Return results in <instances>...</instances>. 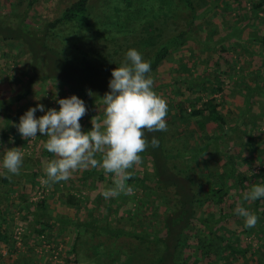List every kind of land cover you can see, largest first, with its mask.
<instances>
[{"label":"trees","instance_id":"obj_1","mask_svg":"<svg viewBox=\"0 0 264 264\" xmlns=\"http://www.w3.org/2000/svg\"><path fill=\"white\" fill-rule=\"evenodd\" d=\"M93 1L75 0L57 18L39 29L24 27L25 14L21 23L15 25L9 23L10 21L14 23L15 20L8 17L0 20V41L20 43L29 56V76L26 75L27 81L23 88L10 98L0 99V107L4 109L3 115L12 110L11 106L18 104L25 106L22 107L23 111L20 109L17 111L16 116L24 114L29 109L26 101L33 95L34 86L43 80L67 88L81 100L90 101L91 105L97 100H102L104 94L91 93L92 83L96 82L97 76L99 80L103 75L110 76L111 79L113 69L105 64H99L97 60H91L90 56L93 53L80 45L73 48L74 58H71L66 54L65 48L60 46L63 44L62 38L59 41L56 36L57 32H63V26L72 25L90 31ZM215 1L216 5L223 4L222 18L230 12L234 13L235 21L231 22V26L228 21L225 23L226 19L223 20L222 28L228 30L226 34L240 33L244 27L250 30L243 43L232 42L230 47L228 43H214L215 38L214 41L206 43L212 47L213 53L206 55L205 63H210L215 55L213 67L218 69L213 81L212 77L205 74L204 77L185 82V88L178 82L171 86L170 93L177 96L173 97L172 101L169 99L170 102L167 103L166 122L170 127L163 132L145 133L149 147L140 154L142 162L130 169L133 176L126 181L133 192L112 197L108 202L104 197L100 198L99 202L105 207L106 215L112 211L117 213L120 206L116 205L113 208V204L134 205L133 209L130 207L124 210L127 219L124 225L129 227H121L118 224L114 226L115 224L106 221L100 224L94 219L80 224V228H84L83 232L90 235L89 243L93 251L99 255L105 253L110 264H264V198L254 202L243 200V193L250 190L252 185H264V169L257 174H249L250 170L256 168L251 162L254 158L250 160L249 155L251 157L253 152L256 153L257 159H254L256 165H261L264 161V130L258 127L261 116H264V105H261L260 101L253 105L255 98L264 99V0H251L247 6L243 5V0ZM34 2L35 0L28 1V10ZM123 2L126 8L131 3L130 0ZM199 5V2L196 3L194 0H163L158 13H163L166 18L170 15L175 17L179 14L177 11H180L178 6H181L182 11H187L182 17L185 27L164 44L155 45L156 37L151 32L153 24L149 22L144 26V37L138 40L135 46H131L149 55L146 56V62H150L151 71L147 75L154 73L163 61H167L170 52L177 51L188 41L189 33L198 16ZM118 14L121 16V13ZM209 14L211 15V12ZM125 23L128 25V20L125 19ZM218 27L215 31H210L213 37L221 36L222 29L218 30ZM226 37L218 39L224 41ZM245 43L246 46L243 45ZM249 45H255V49L252 50ZM231 51L236 53L235 57ZM245 51L250 53L248 65L252 69L247 73V80H242V77L238 76L234 83L247 86L248 93L244 98L247 104L242 114L249 115L247 118L251 127L248 129L251 132L246 131L248 126L242 118L235 123L230 122L222 108L223 103L212 93H223L226 79L239 73L242 75L243 70L238 67L236 59ZM108 58L111 60L110 56ZM112 62L115 63L113 60ZM119 64L121 61L118 62V66ZM110 79L104 80L105 86L108 87ZM212 82L215 89L209 85ZM164 87L168 86L161 85L156 88ZM195 93L203 95L192 100L191 97ZM52 99H55L54 96ZM172 109L175 112L170 121L172 115L169 113ZM15 120L16 117L13 118V121ZM183 121H186L187 126L176 132L179 127L186 125L182 124ZM209 123L216 127L213 131L208 130ZM12 124L7 118L3 119L1 133L3 139L11 135V132L18 135ZM232 135L238 141L233 145L235 149H239L233 150L234 153L224 149L222 144L226 139H231ZM244 136L250 138L244 141ZM10 137L15 143L28 145V141L25 143L15 135ZM153 137L159 140V146L156 148L150 143ZM169 140L171 144L168 145ZM41 157H45V164L34 172L32 170L26 173L24 184L30 183V179L37 176L47 178L45 167L54 157L45 148L41 151ZM148 160L149 169L146 166ZM33 167L31 166L32 169ZM5 171L3 170L4 173ZM22 175L6 173L0 177V186L6 187L3 190L5 193L0 197V242L10 243V235L6 230L8 221L4 215V208L8 207L1 204L8 200L5 194L8 196L10 191L17 190L11 188L12 179ZM109 176L111 180L107 183H104L106 180L101 175L94 181L103 183L104 189L111 188L114 174L110 173ZM82 178L85 180V176ZM30 186L29 191L19 195L18 204L23 207L26 204L33 205L35 211H29L28 215L38 213L33 216L36 226L34 230L38 235H47L46 231L53 228L49 222L52 218L43 206L47 200L44 198L29 202L28 194L30 195L35 185L32 183ZM136 190H140L144 195L137 196L134 193ZM69 200L75 202L74 196H70ZM238 205L246 207L257 216L255 227H245L244 218L235 212ZM142 206L152 210L151 215L158 219L156 224L158 228L155 226L149 227L148 230L143 229L148 215L145 214L144 217L139 215L138 209ZM164 207L165 211L160 214ZM123 219L122 215L119 216L117 223ZM57 222L65 223L63 220ZM133 225L136 226L135 230L130 228ZM248 236L256 237L255 239L260 242L256 248L246 240ZM71 254V263L79 264L75 258V245Z\"/></svg>","mask_w":264,"mask_h":264},{"label":"rangeland","instance_id":"obj_2","mask_svg":"<svg viewBox=\"0 0 264 264\" xmlns=\"http://www.w3.org/2000/svg\"><path fill=\"white\" fill-rule=\"evenodd\" d=\"M28 1L29 0H0V20L8 17L15 20L14 23H11L13 21L9 22L15 25V23L17 24L18 22L21 23L22 17L25 14L24 27L29 26V28L39 29L42 28L45 23L51 22L57 18L62 11L75 0H35L29 10L27 8ZM130 1L129 7L126 8L123 0H94L91 4L90 21L92 25L90 31L87 32L86 30L73 27L72 25L63 26V32L56 33L57 39L60 41L62 38L63 41V44L61 43L60 46L65 48L64 50L68 56L74 58V55L72 56L73 48L80 45L86 51H91L93 53L90 56L91 60H97L99 64H105L114 69L125 62L126 52L129 49H134L132 46H135L136 42L144 37V26L148 25L149 22L153 24L151 32L156 37L155 45L164 44L170 37L184 30L185 23L182 17L187 11H182L183 8L181 6H178L180 7L178 8L180 11H177L179 14H176L175 17L170 15L166 18L163 13H158L159 9L162 8L163 0ZM194 2H199L200 5L197 10L198 16H196V21L193 23L188 41L184 45L182 44L183 47L179 48L177 51L170 52L168 60L163 61L157 70L149 75L154 80L153 90L157 95L162 97L166 103L170 102V100L172 101V98L177 96L170 93L171 86L175 85V82H178V84L183 85V88H185V82H191L190 80L196 79L197 77H204L205 74L209 75L210 78L212 77L213 81V77L216 76L218 69L213 67L215 64V61H213L215 55L210 63H205L206 55L213 53L212 47L206 44L207 42L214 41L213 38H215L214 43H228L227 45L230 47L232 42L243 43L250 30L248 27H244L240 33H231L228 35L226 34L228 30L222 28L224 24L223 20L226 19L225 23L228 21L230 25L232 21H235L233 12H230L222 18L223 4L222 6L218 4V6L215 0H194ZM249 2H251V0L242 1L245 6L249 5ZM210 12L211 15L209 14ZM118 13H121V16H119ZM125 19L128 20V25L125 23ZM217 27L219 28L218 30L222 29L220 31L221 36L217 35L213 37L210 31H215ZM225 36H227V40L225 39L223 41L218 39ZM243 45L246 46V43ZM249 47H251L252 50L255 49V45H249ZM135 50L139 52L137 48ZM139 53L144 61H146V56L149 55L143 52ZM231 53L235 57L236 53L232 51ZM109 56L111 60L108 58ZM249 56L250 53L245 51L242 53L241 57L239 56L236 59L238 67L243 70L242 75L239 73V75L226 79L223 93L212 92L213 96L223 103L222 108L227 118L231 120L230 122L235 123L239 118H242L243 121L247 123V132H251V130L248 129L251 127V124H248L250 123L247 118L249 115L242 114L245 110V104H247V102H244V98L248 93L247 86L235 84L234 82L238 76H241L242 80H247V73L252 69L251 66L248 65V62H250ZM28 58V53H25V47L20 43H5L0 41V99L10 98L23 88L27 81L26 75L29 76ZM112 60L115 63H113ZM120 61L121 64L118 66V62ZM101 77L100 80L97 79L98 76L95 78L96 82L92 83L93 89L91 93L98 95L110 91V89L104 85V80L110 79V76L103 75ZM85 79H87V77ZM161 85L168 87L156 88ZM209 85L212 88L214 87L213 82ZM33 90V95L26 101V104L28 102L27 107L36 108L37 104H42L45 110L41 112L37 109L35 112L37 118L44 115L50 108L58 111L59 104L57 100L68 98L73 95L67 88L58 87L52 82H44V80L35 85ZM224 94L225 97H223ZM202 95L201 93H195L192 95L191 99L194 100V98L196 99ZM53 96L55 99H52ZM256 101H260L262 102L260 104L264 105L263 98H255L253 105L254 103L257 104ZM84 104L87 112L83 118L80 119L79 123L82 131H90L92 127L91 119L94 116L98 117L100 120L104 118L105 105L102 100H97L96 103L92 105L90 101L85 100ZM23 106L25 105H13L11 106L12 110L10 109L8 112H5L4 115V109L0 107V177L5 176L6 173L8 174L7 170L2 166L4 152L7 149L19 148L23 153L22 165L19 172V174L22 173L23 175L12 179L13 185L11 188L17 190L13 192L10 191L8 196L5 194V198L6 200L8 198V200L1 204V206L5 205L8 207L4 208V215L8 221L7 229H5L10 235V243L0 242V264H73L71 263V250L73 245H75L76 248L75 258L77 259V263L110 264L105 253L99 255L98 252L96 253V251H93L89 243L90 235L83 232L84 228H80V224L94 219V221H99L100 224L106 221L115 224L114 226L118 224V226L121 227H129L128 225H124V222H127L124 210L130 207L133 209L134 205L113 204V208H115L116 205L120 206L118 207L117 213L112 211L109 215H106L105 207L99 202L100 198L103 197L102 192L105 190L104 185L99 181L97 183L94 181L100 175L105 178L104 180L106 181H104V183L111 180L109 176L110 173H105L102 168L89 167L87 169H80L73 172L69 180L50 183L49 185L42 184V178L46 179L42 176L30 179V183L24 184V175L26 173H30L32 170L34 172V170L36 171L37 168L45 164L46 160L45 157H41V151L44 148L43 143L47 138L39 134L30 140L21 137L16 125L19 123L20 117L23 114L19 116H16V114H18L17 111H19V109L23 111ZM174 112L175 110L172 109L171 113H169L172 115L169 119L170 121L174 116ZM15 117L16 120L13 121ZM4 118H7L9 123H13L14 131L18 133V135H16V133L11 132V135L23 139L25 143L28 141L27 146H23L22 143H15L11 139L10 134L3 139L1 133ZM263 118L264 116L262 115L258 123L260 130H264ZM166 123L167 128L170 127L168 122ZM182 124H186V121H183ZM186 126L187 124L182 125L176 132L182 130ZM193 126L194 125H192V127ZM215 128L213 124L209 123L208 130L213 131ZM4 132H6V130H4ZM239 136L243 141L242 136L240 134ZM249 138L248 136H244V141H247ZM235 142L237 143L238 141L232 135L231 139H226L222 143L224 145L223 148L231 153H234L233 150L239 151V149H235L233 145ZM169 144H171L170 140L168 141V145ZM245 154L247 155V153ZM97 158L99 159V156ZM253 158L255 160L257 159L255 152L252 153L251 157L249 155L250 160ZM254 159L251 162L252 166L256 168L250 170L249 174H257L261 169H264V161L261 165H256L254 164ZM31 166H34L33 169ZM146 166L148 169L150 168L149 160ZM3 170H6V173H4ZM92 171H94V173H92ZM82 176H85V180H83ZM7 177L8 176H6V178ZM112 179H114V177H112ZM32 183L35 187L33 191H30V195L28 194L30 198L29 202H36L44 198L47 200L46 204H43V206L46 209V213L52 218L49 219V222L53 225V230L48 229L46 231L47 235H38L34 230L36 226L34 225L33 216H36L38 213L35 212L31 216L28 215L29 211H35L33 205L26 204V206L23 207L18 204L19 195L29 191ZM5 188L4 185L0 186V197L5 193V191H3ZM134 193L137 196L144 195L140 190H136ZM70 196H74L75 202L69 200ZM111 198L112 197L105 198V201L108 202ZM7 202L13 204H4ZM164 211L165 207L160 211V214H163ZM260 211H262V209ZM138 212L141 217H144L145 214L148 215L143 229L148 230L149 227L154 228L156 224H158V219L153 218L151 215V209L142 206L141 209H138ZM121 215L124 219L117 223V219ZM57 220H63L65 223L61 224L57 222ZM53 221L56 222L53 223ZM130 228L135 230L136 226L133 225ZM255 238L256 237L252 236L246 237V240H248L254 248L260 243ZM124 244H126V241Z\"/></svg>","mask_w":264,"mask_h":264},{"label":"clouds","instance_id":"obj_3","mask_svg":"<svg viewBox=\"0 0 264 264\" xmlns=\"http://www.w3.org/2000/svg\"><path fill=\"white\" fill-rule=\"evenodd\" d=\"M150 71V62L144 61L137 50L129 49L125 62L111 71L110 91L102 98L104 118L94 116L90 131L81 130L79 121L87 109L75 95L58 99V111L50 108L37 118V109L45 111L42 104H37L20 117L16 127L21 137H46L43 147L55 157L46 164L47 178H42V184L67 181L73 172L92 167L114 174L113 187L102 192L104 198L133 192L126 181L133 176L130 169L142 162L140 154L149 147L145 133L167 131L168 106L153 90L154 80L147 75ZM150 143L153 148L159 146L155 137ZM22 159L19 148L7 149L2 166L8 173L19 175ZM259 198H264V185L254 184L243 193L244 201ZM235 212L244 218L246 228L255 227L258 218L246 207L238 205Z\"/></svg>","mask_w":264,"mask_h":264}]
</instances>
